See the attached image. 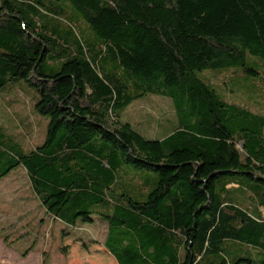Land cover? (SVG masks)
Segmentation results:
<instances>
[{
	"label": "trees",
	"instance_id": "1",
	"mask_svg": "<svg viewBox=\"0 0 264 264\" xmlns=\"http://www.w3.org/2000/svg\"><path fill=\"white\" fill-rule=\"evenodd\" d=\"M16 83L48 123L27 153L0 129V179L21 165L54 219L105 224L116 264H264V0H0ZM146 95L172 103L161 140L119 121Z\"/></svg>",
	"mask_w": 264,
	"mask_h": 264
},
{
	"label": "rangeland",
	"instance_id": "2",
	"mask_svg": "<svg viewBox=\"0 0 264 264\" xmlns=\"http://www.w3.org/2000/svg\"><path fill=\"white\" fill-rule=\"evenodd\" d=\"M225 78H212V85L225 99L238 105L240 99L234 96L240 91L248 93L249 87L228 86ZM251 98L259 101L254 95ZM35 103L34 92L22 83L0 91V129L2 135L13 139L8 145L14 151L27 153L44 141L48 120L35 113ZM175 120L171 101L156 95L134 101L119 116L121 123L130 124L148 141L169 135ZM5 166L3 159L0 171ZM105 230V224L94 217L91 223L77 221L75 228L54 219L34 194L21 165L0 179V264H116L100 244Z\"/></svg>",
	"mask_w": 264,
	"mask_h": 264
},
{
	"label": "bare ground",
	"instance_id": "3",
	"mask_svg": "<svg viewBox=\"0 0 264 264\" xmlns=\"http://www.w3.org/2000/svg\"><path fill=\"white\" fill-rule=\"evenodd\" d=\"M68 214V213H67Z\"/></svg>",
	"mask_w": 264,
	"mask_h": 264
},
{
	"label": "crops",
	"instance_id": "4",
	"mask_svg": "<svg viewBox=\"0 0 264 264\" xmlns=\"http://www.w3.org/2000/svg\"><path fill=\"white\" fill-rule=\"evenodd\" d=\"M106 251V250H105Z\"/></svg>",
	"mask_w": 264,
	"mask_h": 264
}]
</instances>
